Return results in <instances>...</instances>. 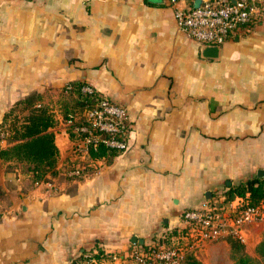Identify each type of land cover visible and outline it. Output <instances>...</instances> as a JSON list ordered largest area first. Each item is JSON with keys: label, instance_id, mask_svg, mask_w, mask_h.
<instances>
[{"label": "crops", "instance_id": "obj_1", "mask_svg": "<svg viewBox=\"0 0 264 264\" xmlns=\"http://www.w3.org/2000/svg\"><path fill=\"white\" fill-rule=\"evenodd\" d=\"M191 1L0 0V123L41 92L57 111L58 170L73 158L66 84L86 81L130 122L124 151L89 176L0 180V264H71L99 248L133 264V235L183 226L185 208L264 168V21L208 57L176 19Z\"/></svg>", "mask_w": 264, "mask_h": 264}, {"label": "built area", "instance_id": "obj_2", "mask_svg": "<svg viewBox=\"0 0 264 264\" xmlns=\"http://www.w3.org/2000/svg\"><path fill=\"white\" fill-rule=\"evenodd\" d=\"M194 3L195 0H192L188 6H176L175 14L181 29L198 42L201 50L208 46L221 48L242 27L264 21V0H201L198 6ZM84 89L92 91L89 86ZM86 114L93 128L83 123L75 126V130L83 134L76 140L78 148L88 153L89 145L93 142L97 145L99 141L120 149L126 148L130 122L124 106L103 95L96 107ZM69 122L72 123L71 120ZM88 130L93 133L96 130V139L89 137ZM105 132L108 136L103 135ZM0 134L3 135L1 129ZM72 173L77 175L75 177H82L87 172L84 167H78ZM215 201L207 200L201 205L185 208L182 219L187 229L180 239L141 245L142 248L134 249L135 259L141 264H181L186 249L196 251L206 243L229 236L244 240L246 226L264 219V202L245 204L241 197L229 203ZM117 256L115 254L112 260L105 259V263L117 264ZM91 257V264H98V259Z\"/></svg>", "mask_w": 264, "mask_h": 264}, {"label": "trees", "instance_id": "obj_3", "mask_svg": "<svg viewBox=\"0 0 264 264\" xmlns=\"http://www.w3.org/2000/svg\"><path fill=\"white\" fill-rule=\"evenodd\" d=\"M86 86L91 87L92 91H86L84 89ZM102 96L99 90L83 80L70 82L64 86L63 94L58 102L64 119L72 121L68 128L72 140H78L83 136L81 132L75 130L76 125L83 123L93 128L86 113L96 107ZM57 123L55 107L43 101L41 92L34 91L17 100L5 112L0 123L3 133L0 135V158L9 162L8 164L23 167L28 174L27 181L30 184L47 180L50 175L57 172L60 158V147L53 129ZM103 135L108 136V133L105 132ZM124 149L99 141L97 145L95 142L89 145L88 153L93 160L111 162ZM224 187L222 195L216 197V203H220V200L229 203L237 197H241L245 204L257 205L264 202V176H254L226 184ZM3 198L4 190L0 186V202ZM186 229L187 227L183 225L165 230L157 236V239L166 242L178 241ZM226 239L230 243L234 257L232 264H264V233L256 245L258 258L247 252L243 239L233 236ZM86 251L74 257L71 264H79ZM113 253L115 255V252L99 248L93 250L92 255L98 259V264H106L103 259L112 260ZM181 264H203V262L194 252L188 251Z\"/></svg>", "mask_w": 264, "mask_h": 264}, {"label": "rangeland", "instance_id": "obj_4", "mask_svg": "<svg viewBox=\"0 0 264 264\" xmlns=\"http://www.w3.org/2000/svg\"><path fill=\"white\" fill-rule=\"evenodd\" d=\"M88 131H89L88 132L89 137L96 139V133H95L96 131L94 130V133H93V131H90V130H88ZM77 143H78V141L73 140V147H72V149H73L72 150V157L73 158L70 160V162L69 163L67 162L64 165H62L57 170L55 175H50V176H77L76 174H73L72 171L77 169L78 167H82V168L84 167L85 170H87L86 171L87 173L83 176H89L90 174H92L96 171V160L91 159L89 157V153H87V151H85L81 148H78ZM91 168L93 170H90ZM11 169H13V170H11ZM4 176H28V174L25 173L24 168L19 166V165H16V164L11 165V164H7L4 161H0V180L4 179ZM78 176H80V175H78ZM23 180H24L23 183H29L25 179V177H23ZM0 186H2V185L0 184ZM221 189L222 190L216 191V196L222 194L225 187L221 188ZM207 200L214 201V200H216V197L215 198L210 197V198L206 199L205 202ZM3 201H4V198H3ZM263 224H264V222L252 224L251 227L255 233L252 234L251 236L249 234V235H247V237H244L246 240L245 241L246 244L254 242L256 240L255 238L261 232V230L263 228L262 227ZM262 236H263V234H262ZM225 240L228 241L227 239H223V240H219V241H213V242L206 243V244L200 246V248H198L196 251H192V252H194L200 258V260L203 262V264H232L234 262V257H233L232 251H231V246H230V243L229 242L227 243ZM161 242H164V241H160L159 239L154 238V239H150L147 243H144L142 245H155V244H160ZM136 248H142L141 244H139V243L135 244L132 247V249H130L129 258L133 260V264H141L133 256L134 249H136ZM246 250L253 257L258 258V253H257L254 245L252 248H249V250L247 249V245H246ZM188 251H191V250L188 248V249H186V253ZM92 253H93V249H88L84 254L85 256L83 255L84 258L80 259L79 264H91V259H92L91 256H93ZM113 255H114V253H113ZM116 255H118L117 256L118 257V263H120L122 258L119 256V254H116ZM85 258L88 260H86ZM107 261L109 262V260H107ZM103 262H105L104 259H103Z\"/></svg>", "mask_w": 264, "mask_h": 264}, {"label": "water", "instance_id": "obj_5", "mask_svg": "<svg viewBox=\"0 0 264 264\" xmlns=\"http://www.w3.org/2000/svg\"><path fill=\"white\" fill-rule=\"evenodd\" d=\"M201 0H195V5L198 6L200 4ZM219 47L218 46H208L206 48H204L203 50V54L205 56H208V57H215V56H218L219 55ZM258 175L259 176H264V168H260L259 171H258ZM232 183V180H228V184H231ZM206 196L210 197L211 196V192H207ZM132 241L134 243H141L143 244L145 242V239L143 237L141 238H138L137 235H133L132 236Z\"/></svg>", "mask_w": 264, "mask_h": 264}]
</instances>
